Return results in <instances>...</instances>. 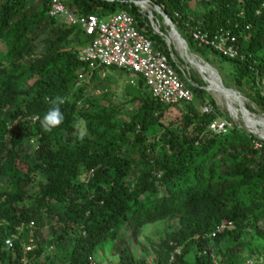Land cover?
Wrapping results in <instances>:
<instances>
[{
	"label": "trees",
	"instance_id": "16d2710c",
	"mask_svg": "<svg viewBox=\"0 0 264 264\" xmlns=\"http://www.w3.org/2000/svg\"><path fill=\"white\" fill-rule=\"evenodd\" d=\"M190 1L155 0L192 53L233 65L238 91L264 112V0H193L200 13ZM64 3L77 16L126 11L145 24L132 0ZM50 9L51 0L0 3V264H21L32 237L30 264H91L90 258L100 264L98 247L130 233L138 240L161 222L178 229L157 245L154 264H170L173 256L175 264H238L246 234L264 241V140L230 119L226 133L210 131L223 117L214 104L212 115L199 114L194 102L164 105L141 78L125 91L135 105L126 113L108 91L113 76L104 83L105 70L91 71L80 60L92 38L52 19ZM201 29L231 31L241 57L223 58L200 45L192 32ZM151 38L171 59L165 39ZM191 81L198 85L190 84L194 98L204 100L203 84ZM102 85L106 92L94 97ZM53 102L64 120L47 131L41 120ZM171 107L186 108L174 130L162 123ZM224 222L232 229L213 239ZM120 242L119 264H135Z\"/></svg>",
	"mask_w": 264,
	"mask_h": 264
},
{
	"label": "built area",
	"instance_id": "2783aa9c",
	"mask_svg": "<svg viewBox=\"0 0 264 264\" xmlns=\"http://www.w3.org/2000/svg\"><path fill=\"white\" fill-rule=\"evenodd\" d=\"M132 3L140 9L145 23L143 27L135 16L126 11L105 18L97 15L77 16L67 8L64 0H51L50 17L81 29L92 38V43L80 53V60L87 63L91 71L116 68L132 76L133 85H136L138 78L144 80L151 96L164 105L192 104L195 98L190 88L191 79L184 75V80L176 71L172 62L178 68L179 62L174 53L171 51L169 59L151 38V34L163 37L171 50L169 37L162 32L161 16L157 12V7L160 6L155 0H132ZM166 27L168 28L167 25ZM192 36L200 45L214 50L223 58L236 60L241 57L237 47L238 39L231 31L221 30L216 35H210L201 29L193 31ZM205 112L209 113L210 108L206 107ZM212 130L221 134L228 129L226 125L214 124ZM232 227V223L224 222L211 237L217 238ZM16 239L17 236L14 235L6 242L8 249L14 247ZM33 241L32 237L21 264H30L27 254L34 249ZM175 254L180 255L181 251L177 250ZM175 260L173 256L170 264H175ZM90 263L98 264L93 258H90Z\"/></svg>",
	"mask_w": 264,
	"mask_h": 264
},
{
	"label": "rangeland",
	"instance_id": "374dc122",
	"mask_svg": "<svg viewBox=\"0 0 264 264\" xmlns=\"http://www.w3.org/2000/svg\"><path fill=\"white\" fill-rule=\"evenodd\" d=\"M189 6L191 8L194 7L193 9H195L196 12L199 13L202 12V7L198 5L197 1L195 2L193 0L190 1ZM161 26L164 28L163 30L166 33V35L170 37L169 28L166 27L164 20H161ZM170 44H171L170 51L174 53L177 61L179 62L178 65L182 75L183 76L186 75L191 80L192 78L193 79L195 78L203 84L202 88L205 90L204 100L195 99L193 103L194 109L201 115H212L216 113L214 108L215 105L218 108L219 112L223 115V117L220 116L218 120L213 122V124L210 126V131H213L212 126L214 124L220 126L226 125L227 129L233 128V125L230 122L231 120L239 127L246 129L249 133H252L262 139L260 135H257L256 133L252 132L249 128L246 127V124L241 117L239 119L233 117V115L228 110L227 102L224 99H222L218 94L211 92L209 90L210 83L205 78V76L200 72H198L190 64H188L187 61L180 56V53L177 50V45L175 43L171 42ZM1 49L4 50V47L0 46V51ZM190 55L195 57L197 60L209 64L218 73V75L222 79L223 84L224 85L227 84L229 86V88H227L226 86L225 87L227 89H231L235 91L236 93H238L239 96H241L245 100L249 112L252 115L256 116L257 119L264 120V112L255 104H253L249 99H247L245 93L243 92L241 93L238 91V87L235 84V80H234V77L236 76V72L231 63L223 62L218 57H215L211 59L209 62H207L200 55L192 53L191 51H190ZM109 74L113 76L115 81L111 83V86L110 88H108L109 89L108 91H110L111 93H117L119 97V101L124 103L123 105L124 111H126V113H132L135 108V105H131L129 102L130 98L125 96V91L128 89V86L129 85L135 86L131 83L133 79L132 76L125 74V76H122L123 77L122 78L119 73L114 74L111 71L108 72V70H105L101 74L102 75L101 81L104 83L107 82ZM192 85L198 87V85L195 84L194 82L192 83ZM259 86L263 88L264 83L263 84L259 83ZM97 89L99 90H95L93 92L94 97L100 96L103 92H106V88H104L103 85ZM206 107L210 108L209 113L205 112ZM185 110H186L185 107H182L181 111L176 107L174 108L171 107L162 121L164 128L165 129L169 128L174 130L175 129L174 124L181 120L182 114ZM260 227L264 228V222L260 223ZM177 229H178V223L176 222H161L154 225H150L147 228H145L142 236H140L138 240L135 239L132 235H130L131 233L128 234L125 238L123 237L119 238V240L123 241L126 244V246H128L129 248L128 250H130L129 252L133 256L135 264H143V263L154 264V261L156 260V255L154 250L156 249L157 245L162 241H164V239H166L168 233ZM120 241L119 243L108 242L97 248L95 257L100 264L120 263L121 258L117 255L116 253L117 251L115 249V245L120 244L121 243ZM244 243L246 244V247L243 250V252L238 256L237 263L264 264V241L259 237L248 233L244 237ZM230 245L231 244L229 242H226L222 245V248L225 250L229 249ZM190 260L192 262L195 261L194 254L190 256Z\"/></svg>",
	"mask_w": 264,
	"mask_h": 264
},
{
	"label": "bare ground",
	"instance_id": "6f19581e",
	"mask_svg": "<svg viewBox=\"0 0 264 264\" xmlns=\"http://www.w3.org/2000/svg\"><path fill=\"white\" fill-rule=\"evenodd\" d=\"M169 40L170 43L173 42L177 45V50L180 53V56L183 57L188 64L205 76V78L210 83L209 90L218 94L227 102L228 110L233 115V117L236 119L241 117L244 120L247 128L264 138V120L257 119L256 116L249 112L245 100L241 96L233 94V90L231 89H229L231 92L226 91L223 88V84L218 79V73L209 64L197 60L193 56H190L187 59L184 53L185 48L182 41L177 39L175 36L172 38L169 37Z\"/></svg>",
	"mask_w": 264,
	"mask_h": 264
},
{
	"label": "water",
	"instance_id": "95a60500",
	"mask_svg": "<svg viewBox=\"0 0 264 264\" xmlns=\"http://www.w3.org/2000/svg\"><path fill=\"white\" fill-rule=\"evenodd\" d=\"M106 1H111V0H106ZM157 12H158V14L163 18V20L165 21V24L168 26V28H169V34H170V37L172 38V37H176L177 39H179L180 41H182L183 42V44H184V53H185V56L187 57V59L191 56L190 55V48H189V45H188V43L183 39V37L180 35V33L178 32V30H177V28H176V26H175V24H174V22L168 17V15L163 11V10H161V8L160 7H157ZM218 79H219V81L223 84V82H222V79L220 78V76L218 75ZM223 88L226 90V91H228V92H231V90H229V89H227L226 87H225V85L223 84ZM232 93L233 94H235V95H238V93H236L235 91L233 92L232 91ZM262 139L264 140V138L262 137Z\"/></svg>",
	"mask_w": 264,
	"mask_h": 264
},
{
	"label": "clouds",
	"instance_id": "9594fccd",
	"mask_svg": "<svg viewBox=\"0 0 264 264\" xmlns=\"http://www.w3.org/2000/svg\"><path fill=\"white\" fill-rule=\"evenodd\" d=\"M63 103V100L60 101ZM64 120V116L60 110L59 106H56L55 102H53V107L48 110V112L44 115L41 120L42 127L47 131H51L53 127L61 125Z\"/></svg>",
	"mask_w": 264,
	"mask_h": 264
}]
</instances>
